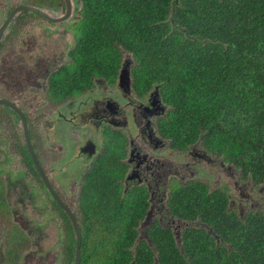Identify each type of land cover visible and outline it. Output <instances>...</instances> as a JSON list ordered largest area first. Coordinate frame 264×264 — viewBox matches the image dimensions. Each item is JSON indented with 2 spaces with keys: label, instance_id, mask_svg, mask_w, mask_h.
<instances>
[{
  "label": "trees",
  "instance_id": "trees-1",
  "mask_svg": "<svg viewBox=\"0 0 264 264\" xmlns=\"http://www.w3.org/2000/svg\"><path fill=\"white\" fill-rule=\"evenodd\" d=\"M83 0L69 65L50 75L54 95L112 85L125 52L134 91L160 87L171 105L159 119L173 147L201 142L256 184L264 181V0ZM104 145L80 191V264H264V214H239L227 194L199 180L175 185L169 208L179 234L154 219L137 241L149 204L144 186L124 190L125 135ZM118 138V139H117ZM27 157H29L27 155ZM205 227L195 226V221ZM187 222L189 224H187ZM137 241V242H136ZM65 229V264H74ZM15 258L11 259L14 260Z\"/></svg>",
  "mask_w": 264,
  "mask_h": 264
},
{
  "label": "flooded vegetation",
  "instance_id": "flooded-vegetation-1",
  "mask_svg": "<svg viewBox=\"0 0 264 264\" xmlns=\"http://www.w3.org/2000/svg\"><path fill=\"white\" fill-rule=\"evenodd\" d=\"M68 2L70 5L69 14H67L66 0H0V27L7 21V25L0 36V52L19 53L21 55L18 59H21L23 63L29 58L37 56L41 58V56L45 54L39 52L38 45L34 47L27 44L24 33H26L25 26L28 21H30L31 24L35 23L36 27H39L42 32H46L49 36L51 32L57 30L58 27L68 30L72 32V39L74 42V29L72 26L80 19L79 10L83 4V0H68ZM16 8L19 9L14 12ZM20 30L24 37L22 35L17 46L16 38ZM72 46L73 44L71 47ZM27 47L28 50L26 49ZM64 65L72 66L70 59L69 62ZM131 66V60H124L121 64L117 78L119 77L121 69L125 67L130 73V83L128 82V85L125 82L120 84V82H118L119 80L117 82L115 80L118 85L114 82L112 86H118L117 97L114 98L105 94L95 96L93 99L91 97L90 101L93 106H91L90 111H88L89 107H87V102H85L84 106H82L77 113L71 111L73 112V117L78 114V120L71 119L65 122L64 113L59 112V110L54 115V120L57 121L59 125H63L64 123L69 124L70 128H72L71 134L74 139L81 134L79 129H82L83 125L90 123V121L95 129L100 130L102 134L101 147L90 162L86 159L87 154L81 152L82 143L76 144L69 140H64L58 135L59 133L52 138V141H50V137L47 138V142H45V138H42L43 142L41 141V143L35 145L30 130V126L33 122L26 107H23L21 103L24 101V98L20 100L18 97L19 95L7 90L8 94L0 93V99L10 101L23 114L28 126L31 146L38 159L39 165L47 176L53 191L57 194L59 199L75 213L77 220H79L81 216L79 198L80 191L84 185V175L104 145L105 132L110 130L114 132V135L117 134V136H119V134H123L126 138L125 154L119 158L120 162L124 164L125 169L123 178L120 180L124 185V190L132 186L146 187L148 194L147 202L149 204L146 215L149 213V208H153V205H155L158 207L160 213L159 218L157 217L154 219H158L161 225H163L161 221H164V227L172 228L174 220H178L182 222V224L183 221L175 218L170 212L168 204L171 190L174 185H185L191 180H197V177L195 178L194 175L196 171L198 172L201 161L207 163L210 167H214L218 164L222 169H228L223 167L228 166V174H233L236 170L239 172L240 178L243 181H252V179L250 177L243 179L240 170L223 159L220 161L217 160L218 156L213 157L210 155L213 152L205 149L201 142L188 144L187 147L182 148L173 147L171 145V140L161 135L158 126L159 119L167 117L171 105L164 101L160 93V87L157 84L149 88L143 96L138 95L131 86ZM54 72H56V70L51 72V74ZM104 82L108 84L106 80L95 79L93 87L89 90L93 89L95 85H100ZM49 87L50 77L47 81L45 95L53 105L57 106L62 102H66L73 97H77L89 91L74 92L68 96L56 93L53 95ZM1 106L5 109L2 110ZM16 120L20 123L21 130L17 125H13V122L15 123ZM34 121V128H36V131L43 133L44 124L42 117H37L36 113V119ZM0 124L3 126V131L0 130V154L2 155V157H0V213L5 212V214H7L10 211L13 213V209L16 207L19 208L14 211L17 213V217L22 219L23 216V221H25L27 219L26 213L28 211V203L31 204L35 200L37 203L36 209L46 214L49 213L51 220L55 218L58 227L61 229V235L65 238V229L68 224L72 226L71 221L64 208L53 197L35 167L33 159L27 149L21 116L10 105L0 103ZM130 125L132 128L129 127ZM127 127L131 132L125 131L124 128ZM94 135L96 137V134ZM45 144L48 145L47 148H45ZM198 144L201 145V147ZM175 154H177L178 159ZM185 154L189 155L190 158L188 161L182 163V158H187L184 156ZM27 155L29 157H27ZM13 157H16L14 163H12ZM173 159L179 161V164L174 169L171 167ZM225 162H227L228 165H224ZM17 165L18 168H16V171H13L12 168L17 167ZM76 166L81 170L80 173H77L78 168ZM188 170L190 171V176L182 174V171L187 172ZM177 171H179V174H177ZM28 173L31 177L36 179H34L35 184L27 181L26 176ZM172 174L173 176L178 175L182 183L175 182L171 177ZM252 183L258 185L254 181H252ZM260 184L264 185V181ZM76 187H78V192L75 195L74 190ZM17 189V193H21L22 196L19 195L18 200L15 202L20 206H12L11 195L12 192ZM73 202L76 203L77 208L75 209L71 206ZM21 205H23L22 207L26 212L21 208ZM159 205L161 206L159 207ZM7 207L10 209H6ZM10 225L14 229L12 231L13 234L16 235L17 228L20 227L15 221L14 223H10ZM183 226L185 225L183 224ZM175 230L180 232V229ZM179 232L177 234H179ZM42 237H44V232L42 233ZM10 240L11 239L7 238L6 240H0V251H4L5 257L10 255V252H13L15 254V259H10L9 262L17 264L18 261L16 262V259L19 254V249H11L9 247L10 243H12L9 242ZM20 258L21 257L18 259ZM5 263L8 264L6 260Z\"/></svg>",
  "mask_w": 264,
  "mask_h": 264
},
{
  "label": "rangeland",
  "instance_id": "rangeland-1",
  "mask_svg": "<svg viewBox=\"0 0 264 264\" xmlns=\"http://www.w3.org/2000/svg\"><path fill=\"white\" fill-rule=\"evenodd\" d=\"M25 27L26 33H24V35L26 37H24L22 31L20 30L16 38L17 46L23 35V37L26 38L28 45H32L34 47L38 45L39 52L45 54H43L41 58L40 56L29 58L25 63H23L21 59H18L21 54L12 52L5 53L1 51L0 93L8 94L7 90H10L11 93L15 92L17 95H19L18 97L20 98V100H23L24 98V101H22L21 103L23 107H26L33 122V124H31L30 126V130L35 145L41 143L42 138H45V142H47V138L50 137V141H52V138L55 137L57 133H59L58 135H60L62 139L69 140L72 143L76 144L80 143L86 138H91L93 140H98L101 142L102 134L100 130L95 129L91 121L90 123H86L85 125H83L82 129H79L81 134L74 139L73 135L71 134L72 128H70L69 124L64 123L63 125H59L58 122L54 120V115L59 110V112L64 113L65 122L71 119L78 120V114L73 117V112L77 113L80 108L84 106L85 102H87V107H89L88 111H90L91 106H93L92 102L90 101L91 97L93 99L95 96H100L102 94L110 95L114 98L117 97L118 86H112L113 84L109 85L104 82L103 84L101 83L100 85H95L93 89L86 91L84 94H80L79 96L73 97L66 102L60 103L59 106L53 105L45 95L47 89V81L51 75V72H53L54 70L57 71L59 67L69 62V56L67 55V52L73 44L72 32L58 27V29L52 31L51 35L49 36L46 32H42L39 27H36L35 23L31 24L30 21L27 22V25ZM26 49L28 50V47ZM124 60L130 61L131 55L125 52V55L123 56V61ZM117 81L118 78L116 79V82ZM116 82L115 84H117ZM1 109L4 110L5 108L3 109L1 106ZM36 113L37 117H42L44 124L43 133L40 131H36V128H34ZM13 125H17L20 129V123L17 120L15 123L13 122ZM131 125L129 127H131ZM124 129L125 131L131 132L128 127ZM0 130L3 131V126L1 124ZM94 134L97 135V138ZM199 146L201 147V145ZM47 147L48 145L45 144V148ZM210 155H212L213 157L218 156L215 153H211ZM175 156L178 159L177 154H175ZM184 156H186L187 158H182V163L188 161V159L190 158V156L187 154H185ZM0 157H2L1 154ZM177 159H173V164L171 166L173 169L176 168V166L179 164V161ZM15 160L16 157H13L12 163H14ZM217 160H222V156H218ZM224 165H228V163L225 162ZM223 167L228 169H222V167H220V165L218 164L214 167H210L207 163L201 161V163L199 164V170L198 172L196 171L194 177H197V179L205 182L211 190L216 188L223 190L228 196L229 207H234L239 214L242 215L249 211H260L264 214V185H255L252 183V181L249 180L243 181L240 178L239 172L236 170L233 174L229 173V175L227 171L229 170V167ZM16 168H18V165L17 167H13L12 170L16 171ZM80 172L81 170L78 168L77 173ZM178 172L179 171H177V174H179ZM182 174H187V176H190V171H182ZM26 177L27 181L35 184L36 179L34 177H31L29 173ZM171 177L175 180V182L182 183L179 180L178 175L173 176L172 174ZM17 191L18 189L12 192V206L19 205L15 201L18 200L19 195H22L21 193L18 194ZM77 192L78 187H76V189L74 190L75 195ZM22 206L23 205H21V208L25 211ZM71 206L73 209L77 208L75 202L71 203ZM160 206L161 205H159V207ZM36 208L37 203L35 200L31 204L28 203V211L26 213L27 219L25 221H23V216L22 219H20V217H17V213H15L14 211L19 208L16 207L15 209H13V213H11V211L7 214H5V212L0 213V240H6V238L11 239L9 242L12 243H10L9 247L11 249H19V254L16 259V262L18 261L17 264H65V238L61 235V229L58 227L55 218L51 220L49 213L46 214L45 212H40V210H37ZM6 209L10 208L7 207ZM159 213L160 211L157 206L153 205V208H149V213L142 221H140V224L138 226L139 235L137 241L142 238L148 239L146 228L150 225L151 221L154 218H159ZM14 221L20 227L17 228L16 235L13 234L12 231L14 229L10 225V223H14ZM161 222L163 225H165L164 221ZM183 224L185 225L186 223L183 222ZM183 224L178 220H174L171 229L175 234H177L179 231L175 229H181ZM194 224L195 226L205 227L204 224L202 225L198 221H195ZM41 232H44V237H42ZM14 257L15 254L13 252H10V255H7V257H5L4 251L1 250L0 264H6L5 260L8 264H12L9 262V260L13 259ZM19 257L21 258L18 259Z\"/></svg>",
  "mask_w": 264,
  "mask_h": 264
},
{
  "label": "water",
  "instance_id": "water-1",
  "mask_svg": "<svg viewBox=\"0 0 264 264\" xmlns=\"http://www.w3.org/2000/svg\"><path fill=\"white\" fill-rule=\"evenodd\" d=\"M174 4L177 3L178 0H173ZM67 2V14H69L70 12V5L68 0H66ZM19 8H16L14 10V12H16ZM12 14V13H11ZM7 25V21L0 27V36L3 32V30L5 29ZM118 80L120 82V84H122V82H125L128 85V82L130 83V73L129 70H127L125 67L123 69H121V72L119 74ZM0 103L1 104H7L10 105L11 107H13L21 116V120L23 123V132L25 135V139H26V145H27V149L28 152L31 156V158L33 159V162L35 164V167L40 175L41 178H43L45 184L47 185L49 191L51 192V194L53 195V197L59 202V204L64 208L66 214L68 215L71 224H72V228L73 231L75 233V248H74V264H80V246H81V230H80V225L79 222L77 220V216L75 215V213L73 211H71L69 209V207H67L57 196V194L53 191L49 180L47 179V176L45 175V173L43 172L41 166L39 165L38 159L35 155V152L31 146V142H30V138H29V132H28V126L27 123L25 121V118L23 116V114L21 113V111L10 101L8 100H4V99H0ZM97 136V135H96ZM97 138V137H96ZM82 143V144H81ZM81 144V152H84V154H87V161H91V159L94 157V155L97 153V151L100 150L101 147V142L98 140H93L91 138H86L83 141L80 142Z\"/></svg>",
  "mask_w": 264,
  "mask_h": 264
}]
</instances>
